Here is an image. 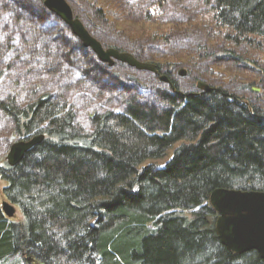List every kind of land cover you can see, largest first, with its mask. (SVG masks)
Masks as SVG:
<instances>
[{
	"label": "trees",
	"instance_id": "1",
	"mask_svg": "<svg viewBox=\"0 0 264 264\" xmlns=\"http://www.w3.org/2000/svg\"><path fill=\"white\" fill-rule=\"evenodd\" d=\"M205 6L226 44L264 41V0ZM39 8L43 17L50 13L44 0ZM23 19L27 30L18 36L32 55L26 72L12 67V78L27 93L0 95V124L11 139H45L15 167L6 161L8 146L0 157L3 195L23 217L6 218L0 202V264H264L255 251L237 254L222 245L210 202L219 190L264 193V111L220 88L184 92L172 69L165 70L169 85L153 87V99L130 97L112 110L101 107L104 95L80 91L78 80L48 91L28 79L25 88L22 75L64 77L77 60ZM14 46L0 33V81ZM137 52L129 53L144 61ZM224 57L243 61L228 49ZM81 92L94 99L86 106L87 127L75 104Z\"/></svg>",
	"mask_w": 264,
	"mask_h": 264
},
{
	"label": "rangeland",
	"instance_id": "2",
	"mask_svg": "<svg viewBox=\"0 0 264 264\" xmlns=\"http://www.w3.org/2000/svg\"><path fill=\"white\" fill-rule=\"evenodd\" d=\"M40 1L0 0V33L5 38H13L15 44L14 50L7 52L6 61L11 68L6 69L5 77L0 81V95L14 94L15 91L23 95L27 93L14 85L12 78L13 74L22 70L26 72L28 68L24 69V65L31 59L27 56L31 50L24 48L25 42L19 40L18 36V33L24 34L27 30V23L23 21L25 15L28 21H33L30 22L32 25L39 27L51 45L59 46L60 49L64 47L61 51L63 54L65 48H70L77 60L76 68L71 66L72 69L64 77L56 75L48 80L47 74L22 75L19 81L25 88L24 81L28 79L48 91H53L66 81L72 83L78 80L83 84L80 91L86 94L90 92L91 96L97 93L104 95L101 107L112 110L121 108L123 99L130 97L151 99L153 87L168 84L161 78L167 76L166 69H172L171 80L184 92L200 91L197 85L203 83L213 90L224 89L243 101L249 100L264 111V41L259 40L255 46L241 44L234 47L229 41L226 44L224 35L220 36L223 32L214 27L212 15L206 9L205 4L209 0H168L161 7L151 5L155 0H65L74 17L104 47L128 53L140 51L144 61L133 55L138 61L160 65L162 74L155 79L151 72H139L122 63H115L113 67L103 63L98 65L90 56L91 50L87 52L74 44V38L59 18L51 12L46 17L42 16ZM19 18L23 19L21 24ZM227 49L243 61H228L224 57ZM43 62H46L45 59L38 62L37 71L44 65ZM12 67L18 72H14ZM181 71H185L186 75L181 77ZM196 77L199 78L196 80ZM82 92L75 96V104L81 110L80 123L87 127L86 106L91 105L94 99H82ZM3 128L0 124V157L5 154L8 146L7 157L9 148L17 139L6 136ZM166 160L164 158L154 164L161 166ZM5 186V181L0 180L1 203L7 201L3 195ZM15 208L17 213L12 220L22 222V213Z\"/></svg>",
	"mask_w": 264,
	"mask_h": 264
},
{
	"label": "water",
	"instance_id": "3",
	"mask_svg": "<svg viewBox=\"0 0 264 264\" xmlns=\"http://www.w3.org/2000/svg\"><path fill=\"white\" fill-rule=\"evenodd\" d=\"M44 6L71 30L85 48L91 50L99 62L109 67L122 63L139 72L158 74L157 66L142 63L128 52L104 47L90 35L82 22L74 17L65 0H44ZM179 75L183 77L186 72L181 71ZM161 79L170 83L167 76H162ZM197 87L205 93L213 90L203 83H198ZM44 139V135H38L29 140L14 142L6 157L8 165H18L25 155ZM210 202L219 215L216 228L222 245L237 254L255 251L264 260V193L219 190L212 195ZM1 206L6 218L13 219L16 216L17 209L8 201H4Z\"/></svg>",
	"mask_w": 264,
	"mask_h": 264
},
{
	"label": "flooded vegetation",
	"instance_id": "4",
	"mask_svg": "<svg viewBox=\"0 0 264 264\" xmlns=\"http://www.w3.org/2000/svg\"><path fill=\"white\" fill-rule=\"evenodd\" d=\"M154 75H156V74H154ZM169 84V83H168Z\"/></svg>",
	"mask_w": 264,
	"mask_h": 264
},
{
	"label": "bare ground",
	"instance_id": "5",
	"mask_svg": "<svg viewBox=\"0 0 264 264\" xmlns=\"http://www.w3.org/2000/svg\"><path fill=\"white\" fill-rule=\"evenodd\" d=\"M31 139V138H30ZM29 140V139H28Z\"/></svg>",
	"mask_w": 264,
	"mask_h": 264
}]
</instances>
